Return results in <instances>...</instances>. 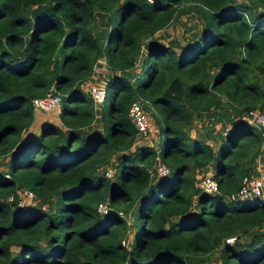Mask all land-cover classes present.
Instances as JSON below:
<instances>
[{
  "label": "trees",
  "instance_id": "16d2710c",
  "mask_svg": "<svg viewBox=\"0 0 264 264\" xmlns=\"http://www.w3.org/2000/svg\"><path fill=\"white\" fill-rule=\"evenodd\" d=\"M189 11L202 22L181 47L151 37ZM96 12L103 35L93 30ZM99 53L114 73L96 117L80 84ZM134 65L132 83L123 74ZM263 80L264 0H0V264H197L213 250L221 264H264V201L225 198L259 151V131L242 115L264 111ZM51 85L61 94L58 122L21 139L30 99ZM137 97L160 115L156 148L135 143L126 112ZM212 110L231 113L227 131L192 135L193 116ZM96 118L102 128L90 131ZM114 152L110 181L96 168ZM156 158L168 172L155 181ZM210 163L217 193L196 185ZM23 188L35 201L53 198L52 207L18 204ZM103 199L110 209L100 214ZM131 209L127 247L118 211Z\"/></svg>",
  "mask_w": 264,
  "mask_h": 264
},
{
  "label": "built area",
  "instance_id": "2783aa9c",
  "mask_svg": "<svg viewBox=\"0 0 264 264\" xmlns=\"http://www.w3.org/2000/svg\"><path fill=\"white\" fill-rule=\"evenodd\" d=\"M151 2L152 0H146ZM91 97L92 102L96 105L104 100L105 97V88L104 86H90L86 90ZM61 94L57 91L52 85L51 87L43 94L34 96L30 99L31 106L33 109L39 110H51L53 108L59 107ZM149 105L146 99H142L141 97H137L130 101L127 108V117L133 123L136 131L139 134H146L149 129L148 122V112L146 111V107ZM244 118L248 119L249 122L254 124V126L258 129L260 135V143L259 150L264 149V111H256L253 109L248 110L246 113L242 115ZM229 127H225L224 132L227 131ZM104 167V169H102ZM155 173L160 175H164L168 172V167L162 163L157 162L154 166ZM152 171V168H151ZM96 172L102 173L105 177H111L112 171L110 167L106 165L100 166L96 168ZM197 187L206 193H217L218 192V184L216 179L211 174H204L197 180ZM18 194L17 203L22 205L25 204L23 201V197L31 198L32 193L26 188L18 189L16 191ZM226 200H237V199H245L250 197H259L264 201V191H263V183L260 178L252 175V174H244L241 177L239 187L229 194H225ZM11 194L7 196V199L11 198ZM95 209L98 213L103 214L106 213L110 209V204L106 199L100 200L96 203ZM121 211H118V214L121 215ZM234 236L225 237V241L233 240ZM121 244L126 245L125 237L121 238ZM125 242V243H124Z\"/></svg>",
  "mask_w": 264,
  "mask_h": 264
},
{
  "label": "rangeland",
  "instance_id": "374dc122",
  "mask_svg": "<svg viewBox=\"0 0 264 264\" xmlns=\"http://www.w3.org/2000/svg\"><path fill=\"white\" fill-rule=\"evenodd\" d=\"M102 18H104V16H100L99 17V15H97V14L93 15V18H92V22H93V25H94L93 30H95L96 32H98V30H100V27L103 24V22H99V21H102ZM201 22H202L201 18L199 16H197L194 12H192V11L183 12V13H180L178 15V17L173 22H170L167 26H165L163 28H160V29H157L152 34L151 37L156 39V40L161 41L164 44L171 45L174 49H177V48L181 47L182 44L185 43L198 30ZM185 26H187L186 29H185ZM105 30L107 32L108 28L106 27ZM100 54H99L98 57H100ZM100 59H101L100 63H102V64H104L106 66L104 56H102ZM93 65H94V68H96V70H97V71L94 70L95 72H100V70L105 72L106 70H108V72L106 71L107 72V76H109L110 74L114 73L113 71H110V69H108L107 67L103 69V68L99 67L98 65H97L98 66L97 67L96 64H94V63H93ZM139 70H140L139 67H133L132 70H129L127 73H124L123 75L130 82L134 83L135 77L137 76ZM103 103L104 102H101V104H103ZM102 106H105V104L102 105ZM56 108L58 109L59 107H56ZM56 108H53V109H56ZM93 108H94V111L96 112L95 116L97 117L98 116L99 107H98V105H95L93 103ZM46 111H48V110H43V111L40 110L39 111V109H35V111H33L32 121L21 132V135H20L21 139H24V138H26L27 136H30V135L34 136L35 134L38 133V131L40 130V128H41V126L43 125L44 122L51 121L50 118L56 119L55 113L57 111H55V110L52 111V112H46ZM146 111L148 112V115L151 114V113L155 115L154 116V120H153V116H152V120H153V123H154L152 125H153L154 128L150 131V134H149L150 136H149L148 140H143L142 142L141 141H135V143H137V142L138 143H143V142L146 141L145 142L146 144L147 143L151 144V145L154 146V148H156L158 146L159 138H160V136H159L160 135L159 123L156 122V119H159L160 115L158 114V112L154 108H149ZM193 118H194V122L192 120L190 122L193 125H195L196 123H198V120H197L196 116H194ZM89 127H90V129H89L90 131H93V130L100 131L101 130L100 127L102 128L101 122L98 119L93 120L90 123ZM116 154L117 153L114 152L110 156L109 161L106 163L107 165L105 164L107 167H110V169L112 171V176L108 178L110 181H112L113 179L116 180V178H117V173L114 170V164H115V161H116L115 160ZM6 161H7V157L0 159V169L2 171H6ZM102 169H104V167ZM149 171L152 173L153 170L151 171V168H150ZM113 172H114V174H113ZM152 176H153V178L156 181V180H158V177H160L161 175L154 172V173L151 174V177ZM23 201L26 204L28 203V205L29 204H34L35 206H39V207H41V208H43L45 210H49L52 207V204H53V198H50L48 200L44 199L43 201L39 202V201H35L33 198H31V199L28 198L27 199V197H23ZM107 202H108V200H107ZM132 210L133 209H131V210L127 211V212L121 211L122 213L120 215V216H122L124 218V220L126 222V231L124 232L125 235L123 237H125V239L127 241L126 242V244H127L126 246L127 247L130 246V241H132V239H133L132 233H133V230H134V220H133ZM120 243H122V242L120 241ZM216 254H217V251L213 250V252L210 254L208 259H205V260H203L201 262H198L197 264H221L220 260L216 258V256H217Z\"/></svg>",
  "mask_w": 264,
  "mask_h": 264
},
{
  "label": "crops",
  "instance_id": "0c3cea01",
  "mask_svg": "<svg viewBox=\"0 0 264 264\" xmlns=\"http://www.w3.org/2000/svg\"><path fill=\"white\" fill-rule=\"evenodd\" d=\"M95 14L102 16L101 13L99 12H96ZM94 14V15H95ZM99 22H103V24L101 25L100 27V35H103L104 34V30L106 29L107 25H106V22H105V19L102 18V21H99ZM94 27V25H93ZM187 28V26H185V29ZM99 29V28H98ZM143 45L140 46V53H143L144 52V49L142 47ZM100 54V53H99ZM99 56V55H98ZM103 55L100 54V57H97L94 64H96V66L98 65L99 67L101 68H106V66L102 63H100L101 61V57ZM99 58V59H98ZM136 65V63H135ZM134 67H138V66H135ZM97 66V67H98ZM92 73L85 79L81 82L80 84V87L82 89H84L85 91L90 87V86H104V83H105V79L107 78V72L108 70H106L105 72L100 70V72H95L97 71L96 68H94V65L92 66ZM95 70V71H94ZM264 83V80L262 81ZM57 111L58 112V109H51V110H48L46 112H52V111ZM33 111H35V109H33ZM40 111V110H39ZM43 111V110H42ZM57 112L55 113L56 115V119H51L52 122L54 123H57L58 122V119H57ZM223 110H212L210 111L208 114H202L200 118L197 117V120H198V123H196L195 125H193L191 122H190V133L194 136H199L205 140H209L204 134L203 132L201 131L202 128H205V127H208V126H213V128L215 130H218L219 129V126L220 124L223 125V129L220 131V135L224 132V129H225V126L226 123L228 122L227 120V115L228 116H231V113L230 112H225V115H223ZM148 122H149V129H148V132L144 135L142 134H139L137 135L136 137V140L137 141H143V140H148L149 139V134H150V131L154 128L152 124L153 123V120H152V117L151 115L149 114L148 115ZM194 117V116H193ZM98 119V118H96ZM193 122H194V118L191 119ZM221 138V136H219ZM218 137V138H219ZM218 138L216 139H213L212 141H210L211 144H215L218 140ZM219 138V139H220ZM211 140V139H210ZM146 142V141H145ZM143 142V143H145ZM219 142V141H218ZM148 144V143H147ZM160 160L158 158L155 159V162L154 164H156L157 162H159ZM113 164V163H112ZM153 164V165H154ZM107 165V164H106ZM212 164H207L205 167L199 169L197 172H196V178H199L201 177L202 175L204 174H212ZM249 174H252L258 178L261 179L262 183H263V191H264V149H260L258 151V153L256 154V156L253 158V161L251 163V167H250V170H249Z\"/></svg>",
  "mask_w": 264,
  "mask_h": 264
},
{
  "label": "water",
  "instance_id": "95a60500",
  "mask_svg": "<svg viewBox=\"0 0 264 264\" xmlns=\"http://www.w3.org/2000/svg\"><path fill=\"white\" fill-rule=\"evenodd\" d=\"M227 127H229V125H227Z\"/></svg>",
  "mask_w": 264,
  "mask_h": 264
}]
</instances>
